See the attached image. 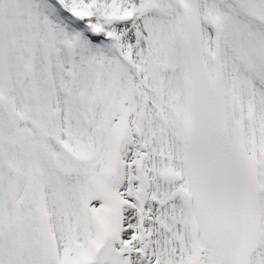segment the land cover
Masks as SVG:
<instances>
[{
    "label": "snow or ice",
    "instance_id": "obj_1",
    "mask_svg": "<svg viewBox=\"0 0 264 264\" xmlns=\"http://www.w3.org/2000/svg\"><path fill=\"white\" fill-rule=\"evenodd\" d=\"M0 264H264V0H0Z\"/></svg>",
    "mask_w": 264,
    "mask_h": 264
}]
</instances>
